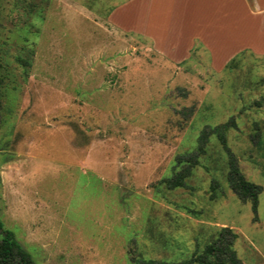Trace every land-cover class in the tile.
Instances as JSON below:
<instances>
[{"label": "rangeland", "instance_id": "rangeland-1", "mask_svg": "<svg viewBox=\"0 0 264 264\" xmlns=\"http://www.w3.org/2000/svg\"><path fill=\"white\" fill-rule=\"evenodd\" d=\"M116 3L0 0V220L40 264L174 262L224 226L243 264H264V54L243 49L218 68L199 43L164 53L106 20ZM226 122L242 174L261 186L255 211L229 187L216 134L186 185L163 181L203 128ZM34 136L46 140L33 148Z\"/></svg>", "mask_w": 264, "mask_h": 264}, {"label": "crops", "instance_id": "crops-1", "mask_svg": "<svg viewBox=\"0 0 264 264\" xmlns=\"http://www.w3.org/2000/svg\"><path fill=\"white\" fill-rule=\"evenodd\" d=\"M177 1L118 0L108 10L106 20L121 31L145 37L164 53L173 49L182 55L192 44H202L210 53L211 64L218 68L243 49L264 54V0H218L215 8H210L211 0H183V26L176 39H171L168 30ZM241 24L247 28L242 34ZM42 139L46 140L34 136L32 147ZM33 154L29 152V168Z\"/></svg>", "mask_w": 264, "mask_h": 264}, {"label": "trees", "instance_id": "trees-1", "mask_svg": "<svg viewBox=\"0 0 264 264\" xmlns=\"http://www.w3.org/2000/svg\"><path fill=\"white\" fill-rule=\"evenodd\" d=\"M235 58L229 60L228 65L234 62ZM1 76H0V109H1ZM1 114V113H0ZM229 124L221 123L214 126H207L202 129L199 135V144L194 151L187 152L185 155H180L177 158L178 163H182V167L163 179L166 186L169 188L181 187L186 185L185 178L191 173L192 167L198 163V156L205 151V146L211 134H216L220 137L223 149L227 155L228 173L227 181L231 190L243 201L250 199L252 208L255 211L257 206L258 194L261 191V186L249 181L242 174L236 158L229 146L226 144L224 129ZM0 142V146H1ZM1 149V147H0ZM212 197L215 196L214 187ZM0 220V264H40L37 263L31 254L16 240L13 232L3 225ZM230 236V238L227 237ZM235 234L227 227H222L216 237L212 239L200 252H195L188 258H184L174 262L155 261L153 259L143 260L147 264H243L236 256L235 251L231 248V238Z\"/></svg>", "mask_w": 264, "mask_h": 264}]
</instances>
